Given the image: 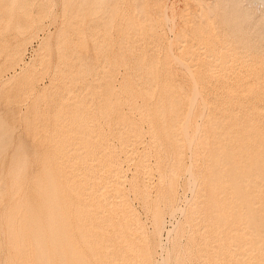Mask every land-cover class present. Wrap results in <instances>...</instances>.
Returning <instances> with one entry per match:
<instances>
[{
	"label": "rangeland",
	"instance_id": "rangeland-1",
	"mask_svg": "<svg viewBox=\"0 0 264 264\" xmlns=\"http://www.w3.org/2000/svg\"><path fill=\"white\" fill-rule=\"evenodd\" d=\"M98 1L99 0H96V2L95 0H44V1L43 0H0V186L1 183L3 185V187H0V192L3 190L0 193V205H1L0 224L3 226L1 227L0 225V264H4V262L6 263L9 262L8 264H15V262H19V260L20 262L18 264L62 263L63 262L62 254L61 256H58L56 258L54 254L51 253L53 252V248H49V247H53L54 243L55 244L63 243L68 245L80 246V247L86 245V242H84L83 239L92 236L94 228L93 227L91 228L89 225L82 226L84 223V219L81 217V215L79 216L78 214H81L84 211L89 210V208L91 209L94 202L92 199L93 197H97V191H95L94 187L97 190L96 187L97 186V181H96L97 180V136L100 134H104L105 136L110 135L107 136L109 139L108 140L109 144L107 146V149L111 150L113 157L119 162H121L119 164L121 165L120 167L122 173L124 174V179H126V181H123L124 186L122 187L124 188L123 189L124 191L126 189L125 193L128 198L127 202L131 207L133 206L132 208L137 214L136 215L137 218L138 219L140 218L139 227L133 229V231H131L130 233L131 236L133 235L132 237L134 239L133 243L131 244L132 247L131 250H133V253L135 251L140 252L142 250V246L144 245L147 238L150 237L153 238V236H151L152 226L150 223L151 220L149 218L150 215L149 216L147 215L149 214L147 208L145 210L143 208L144 204L142 203V198H143L142 196L147 195L148 197L147 196L146 197L149 198L150 201L152 199L153 205L160 204L161 206H163V204H165L164 197L159 196L158 193L156 194V191L158 192L159 190H161L162 187H164V183L158 184L155 182L152 183L147 182L149 184L148 185L145 182L146 179L143 180V177L145 176L144 178H146L147 176L155 179V176L158 175V172H161V167L165 166L169 162L168 160L170 157V153L172 152L173 149L172 147L173 144L170 142V140H163L158 144L159 146L157 145L155 148L148 149L145 151V147L147 146L149 139L147 137H149V135L152 132L157 133L159 132V130L160 131L165 130L164 128H171V127L173 128L174 125L172 124L176 122V120L168 119L165 120L164 122L162 118L164 116L165 117L178 116L177 113L184 111L189 106L190 101L193 100L192 78H191L190 70L187 66L190 67V69L193 71L194 74L195 73L197 74V75L195 74L196 76L195 75L194 76L198 80L199 83L198 86L200 88L202 87L200 89V95L196 96L195 100H193L195 101V105H194L195 110L201 108L203 101L206 102V111L202 114L203 122L201 123V127H200L201 129H199L198 131L202 132L204 131V129L206 130L205 120H207L208 118L226 119L223 122L216 123L218 128H221L224 124H232L235 122V120L237 121V124H239V119H240L239 117H241V114L237 113V109L238 107L242 106V104L243 105L252 104L253 112H256L259 109L264 110V100L259 101L256 100L255 98L253 99L252 98L253 95H250L251 98L248 99L249 101L247 100L248 102L244 101L241 98V96H236V97L232 96L235 92H237L236 90L234 91L232 89H234L239 82H240L239 84L243 83L246 78L247 79L244 83H247L248 79L250 80L249 77H251L250 76L252 72L251 70L246 72V74H243V76L241 77L242 79L240 78L241 81L242 80L244 81L241 82L240 80H238L239 77L237 76V74H235L237 76V79L236 76H233L232 80L230 78L229 80L231 81L228 83L227 81L226 82L222 81L217 83V85L218 84L221 85V86L218 85V88L219 89L222 88L223 90L221 89L217 91V94L210 93L211 87L209 86L211 85L209 84V81L206 80V79L209 80L210 77L205 73L210 72V74L208 73L209 75H211L212 73L210 67L206 63L205 64L203 63L206 62L207 58L209 59L208 55L206 54L209 53L208 51L210 50L207 49L208 50L207 51L206 47H208V45L209 47H211L210 44L213 43V45L217 44L218 45L217 47L221 48L219 44L221 46H224L225 44L222 45L224 41H225L224 43H227V45L229 44L230 46L231 44L229 43L230 41L228 40L232 39L231 36L232 33L234 32L233 30L234 24H232V22H228L229 27L228 24H226V26L222 25L223 27L221 25L218 26L220 27L217 28L219 29V31H217L218 36L216 34H213L214 32L213 25L207 24L209 26L208 27L207 25H203L205 23H202V25L205 27L207 26L208 29H206L203 26H200L199 22L196 23L192 19L193 13L198 11L197 0H138V1L137 0H105V1L100 0L101 4H97ZM98 8L101 11V13H99L100 11L98 10ZM103 9L105 11H103ZM99 14L101 16H97ZM192 20L193 22L198 24L196 27H195L196 24L193 23ZM210 21H213V19L210 18ZM240 21H242V18L239 19L240 28L247 30L248 25L245 24L243 21L242 22ZM79 22L81 25L79 24ZM191 28L192 31L194 32L191 31L188 34L187 31H189V29L191 30ZM222 28L224 29V31L227 32L223 33L224 31ZM203 29L206 31L205 32L202 31ZM196 30L198 32H196ZM197 34L200 35L198 36ZM263 34L264 33H261V35L254 41L257 49L256 47L251 48L248 50V53L254 55L256 54L257 57L264 58ZM210 38L212 39L210 40ZM234 40L235 38L231 40V43ZM237 40L245 41L247 45L251 44L250 42L251 39H249L247 35L245 36L241 35L240 38L236 37V41ZM206 43L207 46L205 47ZM187 45H190V47ZM203 45L205 48L204 47L202 48L204 49L201 48V46ZM23 46L24 48H22ZM172 46L176 56L179 55V57H181L180 59H182L183 57V59L181 60L182 62L176 61L174 59V56L171 55L170 49ZM164 49L166 50V52ZM18 50H20L21 52L20 55L21 58L17 60L18 62H16L13 65L12 62L17 57ZM190 51L192 53H190ZM150 53H152L154 57L151 56ZM190 56H192V58ZM144 58L148 59V61L146 59L144 60ZM166 58L169 61L164 60ZM236 59L237 61L239 60L238 58ZM164 61L167 63H165ZM197 61L199 64H196ZM107 64L109 65V67L111 65V67L108 68ZM228 64L229 62L227 63V65ZM151 66H152V70H151ZM160 66L162 67V70ZM206 67L207 69L208 68L209 69L207 70ZM168 68H170V70H168ZM141 69H143V72L146 70L143 73V75ZM107 73L109 74V76ZM203 73L205 75H203ZM248 73L249 76H247ZM110 74L113 76L110 77ZM131 75H133L135 80L132 78ZM140 76L142 77V79L140 78ZM206 76L208 77L206 78ZM125 77L128 78V80ZM129 79H131L130 80L131 82L134 81L133 84L129 81ZM138 80H140L139 83ZM105 81H107V83ZM163 81H165L166 84ZM224 82L227 84H225ZM231 82L235 85L233 86ZM99 83L101 84L105 83V85L99 86ZM109 83L112 85H110ZM108 84L111 87L107 86ZM127 84L129 86L133 85V87L131 86L130 88ZM252 85H254L253 82ZM118 86L120 90L117 89ZM225 86H227L226 87L227 88L226 91L228 90L227 94L225 93ZM123 87L125 89H122ZM158 87L159 90L156 91ZM108 91L109 93H107ZM114 91L116 94H114ZM140 91L142 92L141 96H140L141 94ZM155 91H156V96H155ZM231 91H232V95L230 93ZM124 93L126 95H123ZM183 94L185 97L184 98L185 101L183 100V96H182ZM101 96L103 97V100L100 101V99H102ZM130 96L131 98H129ZM143 96L146 99H144ZM126 97H128L129 100ZM157 98L161 100H158L157 102L156 100ZM111 99L112 101H110ZM138 100H140V102H138ZM107 101L109 105L107 104ZM118 102L120 103V105L122 102L121 107L117 105ZM231 102L233 104H231ZM110 104L111 105L113 104L112 106L116 105V108L112 107ZM152 104L154 105V108L156 107L155 108L156 111H154V108L152 110L151 107L153 106ZM179 105L180 106L182 105L183 107L182 106L180 107ZM106 106L108 107L106 108ZM118 108L119 109L122 108L121 110L123 111V113L121 111V115H119ZM125 108L128 109L126 110ZM151 110L154 113L151 112ZM129 111L131 112L129 114L131 118H128L129 115L127 116ZM137 111L138 113H136ZM111 112H113L114 115L112 114V116L109 118ZM117 114L120 116L119 119ZM137 114L140 115L138 116ZM141 115H143V117L146 115L145 118H143V120L141 118L142 117ZM155 115L157 117H155ZM132 116L133 119L137 122V124H135L136 122L132 119ZM262 118L264 119V113L262 114ZM136 119L139 121H137ZM148 119L149 120L151 119L150 120L151 122H148L149 125L147 123ZM153 119H154V124H152ZM159 119L160 121H158ZM111 121L112 123H114V125L111 123ZM122 121H123V126L125 125L124 127H122L124 129L123 131H121ZM138 122L140 124H138ZM145 122L147 123V125L143 124ZM158 122H160L159 124L161 125V127L159 124L157 126ZM150 123L152 125L153 130L151 128ZM134 125L135 126L137 125V127H135ZM134 127L136 128V130H133L135 129ZM158 127L160 128L158 129ZM139 128H141L142 131H139L140 130ZM112 129L116 131L115 132L116 134H114V131ZM150 129L152 130V132H150ZM239 131L240 128L238 127L237 132ZM130 134L132 135V137ZM141 136L143 139L138 138ZM180 138L181 140L179 141H182V146H183L182 160L186 164H188L190 160L194 159L193 158L194 152L200 149H196L197 147L195 143L190 148H188L187 145L184 144L185 143L183 139L184 137L181 136ZM138 139L144 142L141 143L139 142ZM119 140L123 142L121 143ZM115 142L118 143L116 144ZM125 143H127V145L129 143V145L126 147H129L134 151L136 150L135 151L136 153L134 152L133 154V158H130L133 162H135L133 164L134 166L132 165L133 162L130 159L128 162L126 161L124 156H121V154H123L124 151L122 149ZM161 143H163V146ZM163 147L166 149L168 147L169 150L168 149L166 150ZM143 148L144 150L142 151L147 156V159L148 157L152 159L154 158V162L152 159L150 160L148 159L150 164L147 167L146 172L145 171L143 172L140 168V164L139 165L137 164L138 161H135L142 154L140 153L141 151H139V149H143ZM137 152L139 153L137 154ZM149 152L150 155L152 153L153 154L150 156ZM160 152L162 153V155ZM134 155L137 157H135ZM159 165L161 166L158 167ZM131 172H133L134 174ZM135 172L137 175L135 174ZM55 173H57L58 176ZM144 173L148 175H144ZM130 176L132 179L130 178ZM136 179L137 181H135ZM176 179L177 180H175V188H176L175 193L176 191L177 193L175 194V202L179 205V210H177L173 214V216H169V215L167 216V214L163 215L164 230L162 231V238L175 237V241L173 239L172 241L173 243L171 242L172 244L170 242L169 244L168 242L166 243L165 241H163V244L161 243L160 246H158V248L157 246H155V249L157 250L158 255L160 254V256H162L165 254L166 260L164 264H176L175 261L169 263L170 260L168 258L181 256L180 253L186 254L187 256L189 255L188 259H186L184 264H204L205 262L202 263L204 260L201 261V259L204 258L206 259L209 257V254L204 251V246H205L204 240L208 238V234H209L208 232H206V227H204L203 224L204 221L203 219L201 220L198 218L194 219L191 217H184V215L189 211L187 207L189 203L186 204L185 200L187 198H190V200H192V198L196 196V193L192 195L191 189L190 187H188L189 185L188 174L186 172L176 174ZM25 180H27L28 183ZM138 180H140L141 183H139ZM11 181H13V184L11 183ZM131 182H133L134 184L132 185ZM129 183H131L130 186H128ZM10 184L12 186H10ZM18 184L20 187L17 186ZM139 184L140 187L142 186L141 188L139 187ZM183 184H185V186H183ZM13 185L15 188L13 187ZM146 185L148 187L149 186L151 187L148 188ZM156 185H158L159 189L156 188L157 187ZM11 187L14 190L19 188V190L14 191L11 189ZM26 189L27 191H25ZM138 189H146V192L151 196H149L146 192L144 193L145 195L137 193L136 191ZM130 190L132 191V193ZM152 190H154L153 193ZM183 190L184 192H182ZM22 191L23 193H25L26 196L23 197V200H22V195L24 194H22ZM182 193H184V195ZM188 193L189 195H187ZM12 194L15 195L12 196ZM30 194L33 197H31ZM35 195L36 198L34 197ZM128 195L133 199L132 198L129 199L130 197ZM199 197L200 196L197 195V198ZM9 198L10 199L14 198V199L8 201ZM17 198L18 200L16 201ZM31 198L32 201H30ZM35 202H37L38 204H35ZM15 204L17 205V207ZM13 205H15L14 206L15 208L12 207ZM44 207L46 209H44ZM138 207H140L141 209ZM30 210L32 211V213ZM142 210L144 213L142 212ZM35 211L40 215H37ZM4 212L5 215L3 216L2 214H4ZM15 212L17 214H15ZM68 212L69 213L71 212L73 216L70 215ZM138 212H140L141 214ZM95 215L97 219V213ZM11 216L13 217L11 218ZM33 216L35 217L31 218ZM3 217L6 218L5 222H3L6 226L3 225L2 223V221L4 220ZM15 219L18 220L16 221ZM37 220L38 223L36 222ZM173 223L174 224L179 223L181 225L180 226L181 229H177L174 232L172 230V225H174ZM29 224H31L30 228H28ZM15 225L18 227H16ZM23 225L25 226V228L23 227ZM4 227L6 228V230L4 229ZM70 227L72 228L70 229ZM13 228H15L16 230ZM28 229L31 232H29ZM40 229L42 230L41 232ZM23 230L25 232H23ZM170 230H172L171 233ZM46 231L48 233H46ZM73 231H75V233ZM175 233L177 234V236ZM24 234L26 235V239H24L25 238ZM76 234L78 240L77 237H75ZM108 234L110 238L114 237L111 227L108 230ZM5 237H7L8 239ZM29 237H30L29 243L31 242L32 244L28 243L27 239ZM48 237L50 238L51 241L49 240ZM74 237L76 238V240ZM225 237L228 238V234H225ZM42 238L44 239L42 240ZM61 238L62 239L64 238L65 241H61ZM19 239H21L22 244L19 243L20 241ZM156 239H157V235L154 240L155 242ZM42 242H44V245ZM11 243L12 244L14 243L13 247L11 246ZM176 243H178V245H176L177 247L175 246ZM36 244L43 245L44 247L47 248L44 251L40 252L36 249L37 248ZM112 244L114 245L115 243L112 242ZM4 245H6V247ZM25 245H28L29 247L27 248V246ZM8 248L10 249V251ZM17 250L19 251V254L17 253L18 252ZM169 251L171 252L172 256L169 255L170 254ZM10 252L11 253L13 252L12 256L15 254L13 258L12 256L10 257ZM29 252H31V254H29ZM23 253L26 254L25 255L26 257L22 256L24 255ZM47 253L49 254L47 255ZM119 253H121V250L117 249V254ZM231 254L232 253L230 252L229 255ZM201 256L203 258H201ZM31 257L34 258V260ZM52 257H54L55 260L56 259L57 260L56 261L53 260ZM111 257L113 256L110 255V258ZM14 259L15 261H12ZM23 259H26V261ZM208 259L209 260H206V263L207 261L208 264L216 263V262L214 263V260L212 259L210 260V258ZM21 260H23V262ZM197 260L201 262L197 263L198 262ZM234 260L235 259L230 257L223 258L222 256H219L216 264H233L237 262V260L235 261ZM181 262L183 263V261L179 260V263ZM109 264H116V262L112 261ZM236 264L239 263L237 262Z\"/></svg>",
	"mask_w": 264,
	"mask_h": 264
},
{
	"label": "bare ground",
	"instance_id": "bare-ground-1",
	"mask_svg": "<svg viewBox=\"0 0 264 264\" xmlns=\"http://www.w3.org/2000/svg\"><path fill=\"white\" fill-rule=\"evenodd\" d=\"M44 1V0H43ZM105 1V0H104ZM138 1V0H137ZM96 2V0H95ZM99 2V3H98ZM97 2V4H101L100 0ZM194 2V1H193ZM198 3V11L193 13V17L192 19L200 24V26L203 25H213V29L214 32L213 34H216L218 36L217 31H219L220 28L218 26H222L228 24L229 27V23L228 22H232V24H234V32L232 33L231 38H235L234 41L228 40L230 41L229 43L231 44L229 46V44L227 45V43H222L225 44L224 46H221L219 44V47H217L218 45L215 44L211 45V47H206L207 43L205 45L206 50H210L208 51L209 53H207L206 55H208L209 59L207 60L206 57V62H203L204 64L206 63L210 69H211V75L210 72L205 73L206 75H208L210 78L209 80L206 79L207 81H209V84L211 86L210 88V93L212 94H217V91L221 90L218 88L217 83L218 82H222V81H227L230 82L232 80L233 76H236L235 74H237V76L239 77L238 80L241 81V77L243 76V74H246V72H248L249 70H251V77L250 80L248 79L247 81L250 83H244L246 81H244L241 84H237V86H235L234 89L232 90H236L237 92H235L232 95V91L230 92L231 95L233 97L236 96H241V98L244 101H247L249 98H251L250 95H253V99L255 98L256 100L259 101H263L264 100V58L262 57H257V55L255 54H251L248 53V50L251 48H255V40L261 35V33H264V0H197ZM104 4V2H103ZM132 5V4H131ZM100 7V5H99ZM105 9V8H104ZM103 9V11H105ZM99 10V8H98ZM100 11V10H99ZM95 12V11H94ZM131 12V11H130ZM101 13V11L99 12ZM97 16H101L100 14ZM99 18V17H98ZM210 18L213 19V21H210ZM242 18V21L248 25L247 30L240 28L239 26V19ZM215 19V20H214ZM192 20V22H193ZM81 21V20H80ZM240 21V22H242ZM78 22V21H77ZM193 22V23H195ZM195 23V24H196ZM202 23H205L202 25ZM80 24V22H79ZM231 24V25H232ZM81 25V24H80ZM198 24L195 25V27ZM207 25V26H208ZM207 26H203L206 29ZM201 27V28H203ZM209 27V26H208ZM223 27V26H222ZM82 29V28H81ZM198 29V28H196ZM210 29V28H209ZM223 29V28H222ZM187 31V30H186ZM192 31L189 29V31H187V33L189 34ZM202 31H206V30H202ZM224 31V29H223ZM194 32V31H192ZM196 32H198L196 30ZM195 32V33H196ZM210 32V31H209ZM227 31H224L223 33H225ZM23 34V33H22ZM150 34V33H148ZM228 34V33H227ZM161 35V34H160ZM194 35V34H193ZM198 35V34H197ZM200 35V34H199ZM198 35V36H199ZM210 35V33H209ZM229 35V34H228ZM231 35V34H230ZM241 35H247V37H249V39H251V44L247 45V43L245 41H236V37L240 38ZM264 35V34H263ZM24 36V35H23ZM213 36V35H211ZM210 37V36H209ZM195 38V37H194ZM214 38V37H213ZM262 38V36H261ZM26 39V38H25ZM193 39V38H192ZM212 38H210L211 40ZM217 39V38H216ZM23 40V39H22ZM40 40V39H39ZM190 40V39H189ZM195 40V39H194ZM209 40V41H210ZM245 40V39H244ZM21 41V40H20ZM163 41V40H162ZM216 41V40H214ZM213 41V42H214ZM191 42V41H190ZM208 42V41H207ZM211 42V41H210ZM258 42V41H257ZM15 43V42H14ZM17 43V42H16ZM20 43V42H18ZM22 43V42H21ZM128 43V42H127ZM220 43V42H219ZM16 45V44H14ZM22 45V44H21ZM202 45V44H201ZM20 46V45H19ZM190 47V45H187ZM199 46V45H198ZM16 47V46H15ZM204 47L201 46V48ZM204 47V48H205ZM17 48V47H16ZM24 48V46L22 47ZM202 48V49H204ZM13 49V48H12ZM185 49V48H184ZM183 49V50H184ZM257 49V47H256ZM165 50V49H164ZM188 50V49H187ZM253 50V49H252ZM255 50V49H254ZM260 50V49H259ZM258 50V53H259ZM154 51V50H153ZM185 51V50H184ZM145 52V51H144ZM166 52V50H165ZM189 52V51H188ZM205 52V51H204ZM250 52V51H249ZM170 53L172 56H174V59L178 62H182L180 59L181 57L176 56L175 52L173 51V46L170 49ZM185 53V52H184ZM187 53V52H186ZM190 53H192L190 51ZM141 54V53H140ZM151 56L152 53H150ZM166 54V53H165ZM194 54V52H193ZM192 54V56H193ZM264 54V52H263ZM21 52L20 50H18V55L17 57L13 60L12 64L14 65L16 62H18L17 60H19L21 57ZM182 55V54H181ZM142 56V55H141ZM185 56V55H184ZM187 56V55H186ZM192 56H190L192 58ZM262 56V55H261ZM154 57V56H153ZM152 57V58H153ZM188 57V56H187ZM23 58V57H22ZM149 58V57H148ZM165 58V57H164ZM168 58V56H167ZM164 59V60H168V59ZM238 58L239 63L237 61ZM146 58H144L145 60ZM154 59V58H153ZM157 59V58H156ZM185 59V58H184ZM105 60V59H104ZM148 61V59H146ZM151 60V59H150ZM160 60V59H159ZM171 60V58H170ZM200 60V59H199ZM111 61V60H110ZM152 61V60H151ZM158 61V60H157ZM169 61V60H168ZM173 61V60H172ZM108 62V61H107ZM144 62V61H143ZM161 62V61H160ZM165 62V61H164ZM229 62V64L227 65V63ZM23 63V61H22ZM100 63V62H99ZM123 63V62H122ZM155 63V61H154ZM167 63V62H165ZM171 63V62H169ZM202 63V61H201ZM238 63V64H237ZM21 64V63H19ZM125 64V63H124ZM129 64V63H128ZM135 64V63H134ZM143 64V63H142ZM185 64V63H184ZM187 64V63H186ZM190 64V63H189ZM196 64H199L198 61L196 62ZM203 64V65H204ZM108 65V64H107ZM146 65V64H145ZM150 65V64H149ZM161 65V64H160ZM201 65V64H200ZM99 66V65H98ZM134 66V65H133ZM158 66V65H157ZM197 66V65H196ZM111 67V65H110ZM108 65V68H110ZM131 67V66H128ZM136 67V66H135ZM145 67V66H144ZM161 67V66H160ZM190 70L191 73V78H192V88H193V95H192V99L195 100L196 96L200 95V88L198 86V80L195 77L196 75L193 73V71L190 69L189 66H187ZM200 67V66H199ZM157 68V67H156ZM155 68V69H156ZM114 69V67H113ZM128 69V68H127ZM132 69V68H130ZM148 69V67H147ZM201 69V68H200ZM207 69V67H206ZM209 69V68H208ZM207 69V70H208ZM110 70V69H109ZM142 71V75L143 73V69H141ZM151 70H152V66H151ZM162 70V67H161ZM168 70H170V68H168ZM204 70V69H203ZM112 71V70H111ZM156 71V70H155ZM167 71V70H166ZM197 71V69H196ZM201 71V70H200ZM199 71V72H200ZM19 72V71H18ZM107 72V71H106ZM130 72V71H129ZM133 72V71H131ZM135 72V71H134ZM195 72V70H194ZM138 73V72H137ZM140 73V72H139ZM147 73V72H146ZM149 73V72H148ZM156 73V72H155ZM158 73V72H157ZM250 73V72H249ZM249 73L247 76H249ZM108 74V73H107ZM199 74V73H198ZM202 74V73H201ZM203 73V75H205ZM105 75V74H104ZM129 75V74H128ZM127 75V76H128ZM195 75V76H194ZM202 75V76H203ZM106 76V75H105ZM109 76V74H108ZM113 76L110 74V77ZM132 78L134 79L133 75H131ZM135 76V75H134ZM154 76V75H153ZM157 76V75H156ZM155 76V77H156ZM206 76V78L208 77ZM236 76V79H237ZM107 77V76H106ZM161 77V76H160ZM200 77V76H199ZM198 77V78H199ZM104 78V77H103ZM126 78V77H125ZM139 78V77H138ZM140 78L142 79V77L140 76ZM139 78V79H140ZM151 78V77H150ZM231 78V80H229ZM241 78V79H240ZM124 79V78H123ZM128 80V78H126ZM162 79V78H161ZM166 79V78H165ZM244 79V78H243ZM102 80V79H101ZM111 80V79H110ZM131 79H129L130 81ZM135 80V79H134ZM146 80V79H145ZM160 80V79H159ZM234 80V79H233ZM114 81V80H112ZM137 81V80H136ZM140 80H138L139 83ZM154 81V78H153ZM235 81V80H234ZM241 81V82H242ZM107 83V81H105ZM109 82V81H108ZM126 82V80H125ZM131 82V81H130ZM134 82V81H133ZM133 82H131L133 84ZM165 83V81H163ZM201 82V81H200ZM224 82V83H225ZM252 82L254 85H252ZM208 83V82H207ZM222 83V84H224ZM225 83V84H227ZM232 83V82H231ZM236 83V82H234ZM110 84V83H109ZM107 85L109 87H111L110 85ZM123 84V83H122ZM129 84V83H128ZM127 84V85H128ZM156 84V83H155ZM166 84V83H165ZM202 84V83H201ZM200 84V85H201ZM208 84V85H209ZM230 84V83H229ZM233 84V83H232ZM251 84V85H249ZM104 84L99 83V86H103ZM120 85V84H119ZM131 85V84H130ZM157 85V84H156ZM160 85V84H159ZM235 84H233L234 86ZM129 86V85H128ZM127 86V87H128ZM133 87V85H131ZM131 86H129L131 88ZM138 86V85H137ZM171 86V85H170ZM221 86V85H219ZM232 86V87H233ZM113 87V86H112ZM125 87V85H124ZM122 89H125V88ZM126 87V88H127ZM174 87V86H173ZM204 87V86H203ZM227 86H225V93L227 94L226 88ZM229 87V85H228ZM104 88V87H103ZM129 88V89H130ZM154 88V87H153ZM156 88V87H155ZM161 88V87H160ZM165 88V86H164ZM100 89V87H99ZM112 89V88H111ZM115 89V88H114ZM119 89V86L117 88ZM102 90V89H101ZM137 90V89H135ZM159 90V87L156 91ZM223 90V89H222ZM98 91V90H97ZM134 91V90H133ZM154 91V89H153ZM156 91H155V96H156ZM202 91V90H201ZM204 91V90H203ZM253 91V94H252ZM124 92V91H123ZM138 92V91H137ZM141 92V91H140ZM161 92V91H160ZM224 92V91H223ZM98 93V92H97ZM109 93V91L107 92ZM111 93V92H110ZM113 93V92H112ZM127 93V92H126ZM135 93V92H134ZM139 93V92H138ZM208 93V92H207ZM206 93V94H207ZM209 93V94H210ZM101 94V93H100ZM114 94L115 91H114ZM111 94V95H114ZM128 94V93H127ZM136 94V93H135ZM205 94V95H206ZM229 94V93H228ZM110 95V96H111ZM123 95H126L125 93ZM122 95V96H123ZM142 95V92L140 94V96ZM154 95V94H153ZM152 95V96H153ZM160 95V94H159ZM158 95V96H159ZM98 96V94H97ZM100 96V95H99ZM109 96V97H110ZM118 96V95H117ZM121 96V97H122ZM129 96V95H128ZM137 96V95H136ZM183 96V100H184V94ZM191 96V95H190ZM202 96V95H201ZM207 96V95H206ZM210 96V95H209ZM227 96V95H226ZM102 97V96H101ZM99 97V98H101ZM105 97V96H104ZM107 97V98H109ZM113 97V96H112ZM205 97V96H204ZM229 97V95H228ZM111 98V97H110ZM119 98V97H118ZM128 99V97H126ZM131 98V96L129 97ZM141 98V97H140ZM144 98V96H143ZM245 98V99H244ZM105 99V98H104ZM139 99V98H138ZM146 99V98H144ZM163 99V98H162ZM103 100L100 99V101ZM116 100V99H115ZM119 100V99H118ZM123 100V99H122ZM129 100V99H128ZM157 102L158 100H161L159 98L156 99ZM191 100L189 103V106L182 112H178L177 115L178 116H171V117H164L162 118V120L165 122V120L168 119H174L176 120V122H174L172 125H174V127L172 128H164L165 130H159V132L157 133H153L152 130V125L150 129V132H152L150 134L149 132V138L148 139V144L146 146L145 143V151L148 149H153L155 148L161 141L163 140H170V142L173 144V149L172 152L170 153V157H169V162L161 167V172H158V175L155 176V179L152 177H147L144 178L143 175V180L146 179V184L155 182V183H164V187L161 188V190H159L158 192L156 191V194L158 193L159 196L164 197L165 199V204H163V206L159 205H153V201L149 198H147L146 196H142V203L144 204V210L147 208L149 214H147L151 220V236H148L150 238H147V240L145 241L144 245L142 246V250L140 252L135 251L133 253V250H131V244L133 243L134 239H133V235L131 236L130 233L131 231H133V229H136L139 227L140 222L139 219L137 218V214L135 213V211L133 210V206L131 207L128 202H127V195L125 193V191L123 190L124 188L122 186L123 185V181H126V179H124V174L122 173L121 170V165L119 163L118 160H116L113 155H112V151L107 149L108 146V137L110 135L105 136L104 134H100L97 136V190L94 187L95 191H97V197H93V205L91 207V209L89 208V210L84 211L81 214H78L79 216L81 215V217L84 219V223L82 226L84 225H89L91 228L93 227V233L92 236H90L89 238L83 239L84 242H86V245H84L83 247L80 246H75V245H68V244H63V243H59V244H55L53 247H49V248H53V253L54 256L57 258L58 256H61L62 254V259H63V264H109L112 261H115L116 264H164L165 260H166V256L165 254L160 256V254L158 255L157 250L155 249V246H160V244H163V241H165L166 243L168 242H172L173 239L175 241V237L174 238H162V231L164 230V220H163V215L167 214V216H173V214L179 210V205L175 202V180L176 179V174L178 173H182V172H186L188 174V187H190L191 189V193L192 195H194L196 193V196L194 198H192V200H190V198H187L185 200L187 207L189 209V211L185 214L184 212V217H191L194 219H203L204 221V227H206V232H208V238L204 240V251L207 252L209 254L210 260H214V263H217V259L219 256H222L223 258L225 257H230L233 258L235 260H237V262L239 264H264V119L262 118V114L264 113V110L259 109L256 112H253V106L252 104H248V105H243L238 107L237 109V113L241 114V117H239V124H237V121L235 120L234 123L232 124H224L221 128H218L216 123L217 122H223L226 119L223 118H217V119H210L208 118L207 120H205V126H206V130L204 129V131L200 132L198 131L199 129H201V123L203 122V118H202V114L206 111V102L203 101L202 102V106L200 109L195 110V101ZM216 100V99H215ZM237 100V98H236ZM240 100V99H239ZM112 101V99L110 100ZM109 101V102H110ZM120 101V100H119ZM124 101V100H123ZM145 101V100H144ZM153 101V100H152ZM185 101V100H184ZM249 101V100H248ZM247 101V102H248ZM255 101V100H254ZM114 102V101H113ZM138 102H140V100H138ZM154 102V101H153ZM160 102V101H159ZM199 102V101H198ZM111 103V102H110ZM142 103V102H141ZM140 103V105H141ZM161 103V102H160ZM183 103V102H182ZM236 103V102H235ZM107 104L109 105L108 101ZM115 104V103H114ZM130 104V103H129ZM137 104V103H136ZM144 104V103H143ZM146 104V102H145ZM162 104V103H161ZM214 104V103H213ZM231 104H233L231 102ZM98 105V104H97ZM111 105V104H110ZM113 105V104H112ZM111 105V106H112ZM120 107L122 106V102L121 105L118 102V104ZM124 105V104H123ZM133 105V104H132ZM153 105V104H152ZM183 105V104H182ZM181 105V106H182ZM212 105V104H211ZM130 106V105H129ZM134 106V105H133ZM136 106V105H135ZM180 106V105H179ZM180 106V107H181ZM184 106V105H183ZM182 106V107H183ZM197 106V105H196ZM108 106H106L107 108ZM116 108L115 106H112ZM131 107V106H130ZM146 107V105H145ZM152 110L154 108V105L151 106ZM163 107V106H162ZM124 108V107H123ZM143 108V107H141ZM156 108V107H155ZM154 108V111H156ZM100 109V108H99ZM119 109V108H118ZM117 109V111H118ZM122 109V108H121ZM121 109H119V115H121ZM126 109V108H125ZM124 109V110H125ZM128 109V108H127ZM126 109V110H127ZM147 109V108H146ZM114 110V109H113ZM116 110V109H115ZM135 110V109H133ZM137 110V109H136ZM151 110V112H153ZM213 110V109H212ZM105 111V110H104ZM111 111V110H110ZM142 111V110H141ZM147 111V110H146ZM166 111V110H165ZM98 112V111H97ZM107 112V111H106ZM116 112V111H114ZM128 112V111H127ZM132 112V110H131ZM129 111V113L127 114V116L131 113ZM150 112V115H151ZM123 113V111H122ZM138 113V111L136 112ZM143 113V112H142ZM149 113V111H148ZM147 113V114H148ZM154 113V112H153ZM176 113V112H175ZM106 114V113H105ZM113 112H111V115H109V118L112 116ZM125 114V112H124ZM123 114V115H124ZM114 115V114H113ZM118 115V114H117ZM116 115V118H117ZM118 115V119L120 118V116ZM122 115V116H123ZM136 115V114H135ZM138 116L140 114H137ZM149 115V114H148ZM149 115V116H150ZM126 116V117H127ZM130 116V115H129ZM128 118H131V116ZM142 120L143 118H145V116L143 117V115H141ZM153 117V116H152ZM151 117V119H152ZM155 117H157L155 115ZM160 117V116H159ZM237 117V115H236ZM105 118V117H103ZM140 118V119H141ZM148 118V116H147ZM116 119V120H118ZM133 119V116H132ZM150 119V120H151ZM158 119V118H157ZM161 119V118H160ZM160 119L158 121H160ZM98 120V119H97ZM112 120V119H111ZM124 120V118H123ZM134 120V119H133ZM137 120V119H136ZM145 120V119H144ZM149 119L147 121L151 122ZM135 121V120H134ZM139 121V120H137ZM146 121V120H145ZM156 121V119H155ZM100 122V121H99ZM119 122V121H118ZM128 122V121H127ZM136 122V121H135ZM167 122V121H166ZM102 123V122H101ZM104 123V122H103ZM112 123V121H111ZM117 123V122H116ZM147 123H143L145 125H147ZM156 123V122H155ZM160 122L157 123V126ZM162 123V122H161ZM98 124V123H97ZM114 125V123H112ZM126 124V123H125ZM137 124V122L135 123ZM138 124H140L138 122ZM154 124V119H153V123ZM169 124V123H168ZM112 125V126H113ZM149 125V123H148ZM160 125V124H159ZM120 126V123H119ZM125 126V125H124ZM123 126V121H122V125L121 128L124 127ZM135 126V125H134ZM141 126V125H140ZM139 126V127H140ZM156 126V124H155ZM167 126V125H166ZM69 127V126H68ZM104 127V126H103ZM110 127V126H109ZM137 127V125L135 126ZM134 127V128H135ZM161 127V125H160ZM158 127V129L160 128ZM238 127L240 128V131L237 132ZM100 128V127H99ZM108 128V127H107ZM127 128V127H126ZM142 128V127H141ZM141 128H139V131H142ZM58 129V128H57ZM102 129V128H101ZM210 129V130H209ZM109 130V129H107ZM106 130V132H107ZM111 130V129H110ZM113 130V129H112ZM120 130V129H119ZM124 129L122 128L121 131H123ZM133 130H136L133 129ZM138 130V129H137ZM144 130V129H143ZM155 130V128H154ZM157 130V129H156ZM209 130V131H208ZM114 131V130H113ZM128 131V130H127ZM149 131V130H148ZM208 131V132H207ZM105 132V133H106ZM116 131H114V134ZM130 132V131H129ZM138 132V131H137ZM200 132V133H199ZM100 133V132H99ZM139 133V132H138ZM142 133V132H141ZM199 133V134H198ZM109 134V133H108ZM112 134V133H111ZM119 134V132H118ZM117 134V135H118ZM123 134V133H122ZM132 134V133H131ZM130 134V135H131ZM144 134V133H143ZM148 134V133H147ZM82 135V134H81ZM121 135V133H120ZM145 135V134H144ZM143 135V136H144ZM139 136V135H138ZM146 136V135H145ZM181 136H183L184 138V144L187 145L188 148H190L194 143L196 145V149H200V150H196L194 152V156L192 160H190L188 162V164H186L183 160H182V153H183V149H182V141L181 140ZM113 137V136H112ZM132 137V135H131ZM134 137V135H133ZM138 138H142L138 137ZM145 138V137H144ZM64 139V138H63ZM115 139V138H114ZM126 139V138H125ZM143 139V138H142ZM69 140V139H68ZM67 140V141H68ZM112 140V139H111ZM110 140V141H111ZM118 140V139H117ZM139 142H144L141 141L140 139H138ZM137 140V141H138ZM70 141V140H69ZM120 141V140H119ZM127 141V140H126ZM135 141V140H134ZM121 142V141H120ZM123 142V141H122ZM121 142V143H122ZM128 142V141H127ZM146 142V141H145ZM169 142V143H170ZM72 143V142H69ZM112 143V142H111ZM116 143V142H115ZM118 143V142H117ZM116 143V144H117ZM168 143V142H167ZM166 143V144H167ZM4 144V143H3ZM95 144V142H94ZM115 144V145H116ZM144 144V143H143ZM163 146V143H161ZM129 145V143H128ZM127 143H125V145L123 146V154H121V156H124V158L126 159V161L129 162L130 158H133V154L134 150L130 149ZM141 145V144H140ZM169 145V144H168ZM171 145V144H170ZM194 145V147H195ZM159 146V145H158ZM166 146V145H165ZM116 147V146H115ZM120 147V146H119ZM171 147V148H172ZM186 147V146H185ZM67 148V147H66ZM136 148V147H135ZM139 148V146H138ZM164 148V147H163ZM162 148V149H163ZM69 149V148H68ZM92 149V147H91ZM117 149V148H116ZM166 149V148H164ZM163 149V150H164ZM168 149V147H167ZM166 149V150H167ZM193 149V148H192ZM191 149V150H192ZM73 150V149H72ZM142 150L143 149H139V151H141L140 153H144ZM169 150V149H168ZM190 150V149H189ZM68 151V150H67ZM153 151V150H152ZM160 151V150H159ZM158 151V153H159ZM86 152V151H85ZM114 152V151H113ZM120 152V151H119ZM118 152V153H119ZM148 152V151H147ZM146 152V153H147ZM166 152V151H165ZM95 153V152H94ZM136 153V152H135ZM139 152H137L138 154ZM161 153V152H160ZM168 153V152H167ZM187 153V152H185ZM184 153V154H185ZM141 156L138 157L137 160L138 161L137 164H140V168L141 170L144 172H146L147 167L149 166V161L148 159H152L149 158L147 159V156L145 155V153ZM148 154V153H147ZM153 154V153H152ZM151 154V155H152ZM145 155V156H144ZM150 155V152H149ZM150 155V156H151ZM155 155V154H154ZM162 155V153H161ZM168 155V154H167ZM72 156V155H71ZM93 156V155H92ZM119 156V155H118ZM120 156V157H121ZM135 156V155H134ZM119 157V158H120ZM137 157V156H135ZM153 157V156H152ZM184 157V156H183ZM72 158V157H71ZM118 158V159H119ZM163 158V157H162ZM166 158V157H165ZM164 158V159H165ZM121 159V158H120ZM123 159V157H122ZM135 159V158H134ZM156 159V158H155ZM161 159V157H160ZM59 160V159H58ZM131 160V159H130ZM154 162V158L152 159ZM158 160V159H157ZM187 160V159H186ZM75 161V160H74ZM87 161V160H86ZM124 161V160H122ZM132 161V160H131ZM95 162V161H94ZM133 162V161H132ZM152 162V163H153ZM135 162L132 163V165ZM157 163V162H156ZM162 163V162H161ZM164 163V162H163ZM127 164V163H125ZM129 165V164H127ZM131 165V166H132ZM157 165V164H156ZM164 165V164H163ZM134 166V165H133ZM137 166V165H136ZM135 166V167H136ZM161 165H159L158 167H160ZM47 167V166H46ZM45 167V168H46ZM95 167V166H94ZM128 167V166H127ZM126 167V168H127ZM155 167V166H154ZM153 167V169H154ZM157 167V168H158ZM91 168V167H90ZM124 168V167H123ZM129 168V167H128ZM132 168V167H130ZM151 168V165H150ZM56 169V168H55ZM135 169V168H133ZM43 170V169H42ZM47 170V169H46ZM128 170V169H126ZM140 170V169H139ZM41 171V169H40ZM49 171V170H48ZM141 171V172H142ZM47 172V171H46ZM125 172V171H124ZM137 172V171H136ZM135 172V174H136ZM43 173V172H42ZM49 173V172H48ZM60 173V172H59ZM133 173V172H131ZM138 173V172H137ZM151 173V172H150ZM12 174V173H11ZM20 174V173H19ZM57 174V173H55ZM134 174V173H133ZM156 174V172H155ZM50 175V174H47ZM54 175V174H53ZM78 175V174H77ZM137 175V174H136ZM144 175H148L145 174ZM152 175V174H150ZM12 176V175H11ZM26 176V175H25ZM24 176V178H25ZM58 176V174H57ZM133 176V175H132ZM135 176V175H134ZM154 176V175H153ZM126 177V176H125ZM180 177V176H179ZM185 177V176H184ZM187 177V175H186ZM185 177V178H186ZM12 178V177H10ZM14 178V177H13ZM23 178V176H22ZM21 178V180H22ZM38 178V177H37ZM57 178V177H56ZM131 178V176H130ZM141 178V177H140ZM139 178V179H140ZM18 179V178H17ZM70 179V178H69ZM128 179V177H127ZM132 179V178H131ZM135 179V178H134ZM15 180V179H14ZM20 180V181H21ZM30 180V178H29ZM61 180V179H60ZM185 180V179H184ZM17 181V180H16ZM27 182V180H25ZM45 181V180H44ZM59 181V180H57ZM131 181V180H130ZM137 181V179L135 180ZM139 183L140 180H138ZM180 181V180H178ZM184 182V181H183ZM9 183V182H8ZM11 183L13 184V181H11ZM15 183V182H14ZM19 183V182H18ZM25 183V182H24ZM28 183V182H27ZM33 183V181H32ZM60 183V182H59ZM62 183V182H61ZM72 183V182H71ZM127 183V182H126ZM132 185L134 184L133 182H131ZM128 186H130V184ZM136 183V182H135ZM138 183V182H137ZM186 183V182H185ZM17 184V183H16ZM21 184V183H20ZM23 184V183H22ZM26 184V183H25ZM46 184V182H45ZM89 184V183H88ZM96 184V183H95ZM125 184V183H124ZM143 184V183H142ZM8 185V184H7ZM63 185V184H62ZM149 185V184H148ZM180 185V184H179ZM182 185V184H181ZM10 186H12L10 184ZM18 187L19 184L17 185ZM25 186V185H24ZM28 186V185H27ZM44 186V185H43ZM42 186V187H43ZM47 186V185H46ZM52 186V185H51ZM147 186V185H146ZM154 186V185H153ZM157 189H159L158 185H156ZM160 186V185H159ZM183 186H185V184H183ZM180 186V187H183ZM3 187L2 183L1 186ZM14 187V185H13ZM23 187V185H22ZM63 187V186H62ZM126 187V186H125ZM140 187V184H139ZM142 187V186H141ZM140 187V188H141ZM145 187V186H144ZM148 187V186H147ZM151 187V186H149ZM148 187V188H149ZM155 187V186H154ZM179 187V189H180ZM15 188V187H14ZM28 188V187H27ZM31 188V187H30ZM29 188V189H30ZM39 188V187H38ZM85 188V187H84ZM89 188V187H88ZM128 188V187H127ZM132 188V187H130ZM147 188V189H148ZM3 189V188H2ZM9 189V186H8ZM12 189V187H11ZM43 189V188H42ZM50 189V188H49ZM48 189V190H49ZM55 189V188H53ZM66 189V188H65ZM137 189V186H136ZM153 189V188H151ZM150 189V190H151ZM156 189V190H157ZM14 190V189H12ZM11 190V191H12ZM15 190H19V188L15 189ZM14 190V191H15ZM45 190V189H44ZM47 190V192H48ZM135 190V189H134ZM133 190V191H134ZM189 190V188H188ZM3 191V190H2ZM1 191V192H2ZM10 191V190H9ZM16 191V192H17ZM24 191V189H23ZM22 191V200L23 197L25 196V193H23ZM27 191V189L25 190ZM42 191V190H41ZM131 191V190H130ZM154 190H152L153 193ZM180 191V190H179ZM0 192V193H1ZM13 192V191H12ZM45 192V191H44ZM55 192V191H54ZM73 192V191H71ZM139 194H144L146 192V189H138L136 191ZM184 192V190L182 191ZM32 193V192H31ZM46 193V192H45ZM69 193V192H68ZM129 193V190H128ZM132 193V191H131ZM147 193V192H146ZM17 194V193H15ZM15 194H12V196H14ZM67 194V192H66ZM72 194V193H71ZM70 194V195H71ZM148 194V193H147ZM184 195V193H182ZM10 195V194H8ZM20 195V196H21ZM44 195V194H43ZM134 195V192H133ZM145 195V194H144ZM149 195V194H148ZM189 195V193L187 194ZM197 195L200 196L199 198H197ZM31 196V194H30ZM129 196V195H128ZM140 196V195H139ZM151 196V195H149ZM154 196V194H153ZM156 196V195H155ZM158 196V197H159ZM26 197V196H25ZM33 197V196H31ZM36 198V195L34 196ZM66 197V196H65ZM69 197V194H68ZM130 197V196H129ZM134 197V196H133ZM182 197V196H181ZM186 197V195H185ZM8 198V197H7ZM34 198V199H35ZM43 198V197H42ZM132 197H130L129 199H131ZM160 198V197H159ZM158 198V199H159ZM12 199H8L9 200H13ZM20 199V197H19ZM33 199V201H34ZM78 199V198H77ZM133 199V198H132ZM135 199V198H134ZM18 200V198L16 199V201ZM42 200V199H41ZM44 200V199H43ZM136 200V199H135ZM134 200V201H135ZM7 201V202H8ZM26 201V200H24ZM30 201H32V198L30 199ZM62 201V200H61ZM133 201V200H132ZM158 201V200H157ZM182 201V200H181ZM20 202V201H18ZM23 202V201H22ZM45 202V201H44ZM159 202V201H158ZM5 203V201H4ZM3 203V204H4ZM13 203V202H12ZM11 203V204H12ZM16 203V202H15ZM26 203V202H25ZM40 203V202H39ZM49 203V202H48ZM133 203V202H132ZM136 203V202H135ZM163 203V201H162ZM17 204V203H16ZM15 204V205H16ZM20 204V203H18ZM35 204H38L37 202H35ZM41 204V203H40ZM134 204V203H133ZM140 204V203H139ZM142 204V205H143ZM6 205V204H5ZM10 205V204H9ZM15 205H13L12 207H14ZM27 205V204H26ZM31 205V204H30ZM1 206V205H0ZM19 206V205H18ZM21 206V205H20ZM34 206V205H33ZM42 206V205H40ZM51 206V205H50ZM135 206V205H134ZM140 206V205H139ZM9 207V206H8ZM17 207V205H16ZM35 207V206H34ZM48 207V206H47ZM185 207V206H184ZM15 208V207H14ZM28 208V207H27ZM61 208V207H60ZM135 208V207H134ZM140 208V207H138ZM5 209V208H4ZM8 209V208H7ZM19 209V208H18ZM21 209V207H20ZM37 209V207H36ZM41 209V208H40ZM44 209H46L44 207ZM71 209V208H70ZM136 209V208H135ZM141 209V208H140ZM1 210V209H0ZM11 210V209H9ZM13 210V208H12ZM24 210V209H23ZM73 210V209H72ZM8 211V210H6ZM29 211V210H28ZM31 211V210H30ZM37 211V210H36ZM35 211V212H36ZM11 212V211H10ZM14 212V211H13ZM12 212V213H13ZM23 212V211H22ZM40 212V211H39ZM67 212V211H66ZM143 212V210H142ZM146 212V211H145ZM20 213V212H19ZM18 213V214H19ZM25 213V212H24ZM30 213V212H29ZM32 213V211H31ZM37 213V212H36ZM44 213V212H43ZM69 213V212H68ZM97 213V219H96V214ZM140 213V212H138ZM144 213V212H143ZM15 214H17L15 212ZM34 214V213H33ZM65 214V213H63ZM70 215L71 212L69 213ZM141 214V213H140ZM3 216L5 215L2 214ZM11 215V213H10ZM26 215V214H25ZM37 215H40L37 213ZM36 215V216H37ZM16 216V215H15ZM30 216V214H29ZM73 216V215H72ZM13 216H11L12 218ZM20 217V216H19ZM35 216L31 217L34 218ZM41 217V216H40ZM46 217V216H45ZM56 217V216H55ZM73 218V217H72ZM3 222H5V219L3 217ZM29 219V217H28ZM41 219V218H39ZM43 219V218H42ZM181 219V218H180ZM2 220V218H1ZM16 220V219H15ZM18 220V219H17ZM16 220V221H17ZM35 220V219H34ZM70 220V219H69ZM87 220V221H86ZM143 220V219H142ZM46 221V220H45ZM184 221V220H182ZM19 222V221H18ZM32 222V221H31ZM38 223V220L36 221ZM74 222V221H73ZM1 223V222H0ZM17 223V222H16ZM24 223V222H23ZM30 223V222H29ZM71 223V222H70ZM7 224V222H6ZM174 224V223H173ZM1 225V224H0ZM3 225H5L3 223ZM38 225V224H37ZM44 225V224H42ZM200 225V224H199ZM6 226V225H5ZM16 226V225H15ZM19 226V224H18ZM16 226V227H18ZM31 224H29L30 228ZM39 226V225H38ZM61 226V225H60ZM72 226V224H71ZM180 224L176 223L174 225H172V230L175 232V230L177 229H181L180 228ZM184 226V224H183ZM1 227H3L1 225ZM22 227V226H21ZM23 227L25 228V226L23 225ZM27 227V225H26ZM55 227V226H54ZM79 227V226H78ZM108 227L110 229V227L112 228V232L114 237L110 238L109 234H108ZM186 227V226H185ZM33 228V227H32ZM44 228V227H42ZM72 227H70L71 229ZM148 228V227H147ZM4 229L6 230V228L4 227ZM3 229V231H4ZM15 229V228H13ZM27 229V228H26ZM16 230V229H15ZM13 230V231H15ZM22 230V228H21ZM29 230V229H28ZM170 230V233L171 231ZM27 231V230H26ZM36 231V230H35ZM42 230L40 229V232ZM67 231V230H66ZM111 231V230H110ZM135 231V230H134ZM137 231V230H136ZM168 231V230H167ZM7 232V231H6ZM20 232V231H19ZM23 232H25L23 230ZM21 232V233H23ZM29 232H31L29 230ZM28 232V233H29ZM50 232V231H49ZM75 233V231H73ZM4 233V232H3ZM18 233V232H17ZM46 233H48L46 231ZM51 233V232H50ZM72 233V234H74ZM78 233V232H77ZM110 233V232H109ZM150 233V232H149ZM154 233V235H153ZM177 233V231H176ZM175 233V234H176ZM57 234V233H56ZM62 234V233H61ZM134 234V232H133ZM147 234V233H146ZM225 234H228V238L225 237ZM18 235V234H17ZM52 235V234H51ZM157 235V239L156 242L155 237ZM6 236V235H4ZM26 239V235L24 234ZM23 236V237H24ZM49 236V235H48ZM75 236V235H74ZM147 236V235H146ZM177 236V234H176ZM16 237V236H14ZM41 237V236H40ZM52 237V236H51ZM77 237V234L76 236ZM74 237V238H75ZM138 237V236H137ZM3 238V237H1ZM7 238V237H5ZM12 238V237H11ZM19 238V236H18ZM33 238V237H32ZM45 238V235H44ZM42 238V240L44 239ZM49 238V237H48ZM47 238V239H48ZM142 238V237H141ZM178 238V237H177ZM8 239V238H7ZM10 239V238H9ZM16 239V238H15ZM14 239V240H15ZM30 237L27 239L28 243ZM41 239V238H39ZM46 239V241H47ZM53 239V238H52ZM139 239V238H138ZM143 239V238H142ZM172 239V240H171ZM21 241V239H19ZM34 240V239H33ZM50 240V238H49ZM57 240V239H56ZM76 240V238H75ZM78 240V237H77ZM9 241V240H8ZM11 241V240H10ZM16 241V240H15ZM19 243L22 244V241ZM26 241V240H25ZM24 241V242H25ZM51 241V240H50ZM54 241V240H53ZM61 241H65V239L61 238ZM5 242V240H4ZM78 242V241H77ZM112 242H114L115 244L113 245ZM183 242V241H182ZM9 243V242H8ZM15 243V242H14ZM13 243V244H14ZM31 243V242H30ZM29 243V244H30ZM39 243V242H38ZM44 245V242H42ZM41 243V244H42ZM169 243V244H170ZM173 243V242H172ZM171 243V244H172ZM175 243V242H174ZM179 243V242H178ZM178 243L175 244L178 245ZM13 244L11 243V246L13 247ZM25 244V243H23ZM27 244V243H26ZM32 244V243H31ZM47 244V243H46ZM51 244V242H50ZM79 244V243H78ZM82 244V243H81ZM165 244V243H164ZM181 244V243H180ZM37 245V250L42 252L44 251L47 247H44L43 245ZM53 245V244H52ZM80 245V244H79ZM182 245V244H181ZM180 245V246H181ZM6 247V245H4ZM16 246V245H15ZM27 248L29 247L28 245ZM24 246V247H25ZM31 246V245H30ZM82 246V245H81ZM168 246V245H167ZM199 246V245H198ZM10 247V246H9ZM23 247V248H24ZM139 247V246H138ZM177 247V246H176ZM179 247V246H178ZM203 247V246H202ZM11 248V247H10ZM22 248V249H23ZM26 248V249H27ZM116 248V249H115ZM140 248V247H139ZM9 249V248H8ZM117 249L121 250V253L117 254ZM179 249V248H178ZM181 249V248H180ZM184 249V248H183ZM187 249V248H186ZM202 249V248H201ZM16 250V249H15ZM12 250V251H15ZM25 250V249H24ZM33 250V249H32ZM35 250V248H34ZM48 250V249H47ZM4 251V250H3ZM2 251V252H3ZM10 251V249H9ZM18 251V250H17ZM26 251V250H25ZM24 251V253H25ZM188 251V250H187ZM33 252V251H32ZM46 252V251H45ZM189 252V251H188ZM232 253L231 255H229V253ZM6 253V251H5ZM13 253V252H12ZM12 253L10 252V257L12 256ZM19 254V251L17 252ZM16 253V254H17ZM23 253V254H24ZM50 253V254H51ZM170 253V254H169ZM169 255L172 256L171 252L169 251ZM27 254V252H26ZM26 254L22 255L25 256ZM29 254H31V252H29ZM37 254V253H36ZM49 253H47L48 255ZM193 254V253H192ZM3 255V254H2ZM15 255V254H14ZM14 255L12 256V258L14 257ZM38 255V254H37ZM110 255L113 256L110 258ZM181 256H177V257H171L168 258L171 262H176V264H184L186 259H188V256L186 254H181ZM4 256V255H3ZM6 256V255H5ZM52 256V255H50ZM194 256V255H193ZM218 256V257H217ZM16 257V256H15ZM26 257V256H25ZM29 257V256H28ZM3 258V257H2ZM18 258V257H17ZM21 258V257H20ZM32 258V257H31ZM49 258V257H48ZM53 260H55L54 257H52ZM201 258H203L201 256ZM208 258H204L201 259L204 260L202 263H206V260H209ZM7 259V258H6ZM10 259V258H9ZM22 259V258H21ZM34 260V258H32ZM45 259V258H44ZM51 259V258H50ZM191 259V258H190ZM26 261V259H23ZM23 260H21L23 262ZM30 260V258H29ZM57 260V259H56ZM55 260V261H56ZM180 261H183V263H179ZM195 260V259H194ZM193 260V261H194ZM231 260V259H230ZM234 260V261H235ZM4 261V260H3ZM12 261H15L12 260ZM24 261V262H25ZM198 261V260H197ZM201 261H198L197 263H200ZM223 261V260H222ZM8 262V261H7ZM20 262V260H19ZM19 262H15V264H18ZM29 262V261H27ZM224 262V261H223ZM237 262L233 263L236 264ZM6 262H4L5 264ZM9 263V262H8ZM6 263V264H8ZM14 263V262H13ZM62 263H57V264H62ZM196 263V262H195ZM204 263V264H205ZM215 263V264H216ZM27 264V263H25ZM32 264V263H29ZM39 264V263H38ZM53 264V263H52ZM208 264V261L207 263Z\"/></svg>",
	"mask_w": 264,
	"mask_h": 264
}]
</instances>
